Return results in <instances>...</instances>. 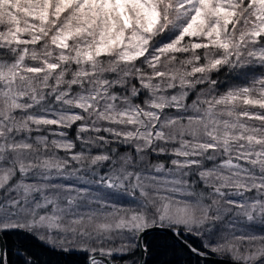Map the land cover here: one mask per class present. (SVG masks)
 I'll use <instances>...</instances> for the list:
<instances>
[{"label": "snow or ice", "instance_id": "snow-or-ice-1", "mask_svg": "<svg viewBox=\"0 0 264 264\" xmlns=\"http://www.w3.org/2000/svg\"><path fill=\"white\" fill-rule=\"evenodd\" d=\"M0 264H264V0H0Z\"/></svg>", "mask_w": 264, "mask_h": 264}, {"label": "trees", "instance_id": "trees-1", "mask_svg": "<svg viewBox=\"0 0 264 264\" xmlns=\"http://www.w3.org/2000/svg\"><path fill=\"white\" fill-rule=\"evenodd\" d=\"M34 251L36 252L37 255L40 256V258L42 260H53V261L56 260V257L55 256L43 252L38 246L34 248Z\"/></svg>", "mask_w": 264, "mask_h": 264}]
</instances>
